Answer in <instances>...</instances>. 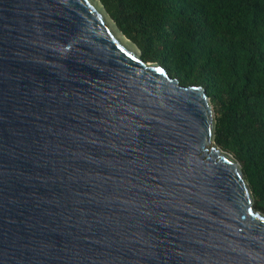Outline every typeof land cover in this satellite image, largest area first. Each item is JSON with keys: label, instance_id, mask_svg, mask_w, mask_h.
Wrapping results in <instances>:
<instances>
[{"label": "water", "instance_id": "obj_1", "mask_svg": "<svg viewBox=\"0 0 264 264\" xmlns=\"http://www.w3.org/2000/svg\"><path fill=\"white\" fill-rule=\"evenodd\" d=\"M98 0H0V264H264V216L180 86Z\"/></svg>", "mask_w": 264, "mask_h": 264}, {"label": "trees", "instance_id": "obj_2", "mask_svg": "<svg viewBox=\"0 0 264 264\" xmlns=\"http://www.w3.org/2000/svg\"><path fill=\"white\" fill-rule=\"evenodd\" d=\"M141 58L199 86L213 142L238 162L264 216V0H98Z\"/></svg>", "mask_w": 264, "mask_h": 264}]
</instances>
